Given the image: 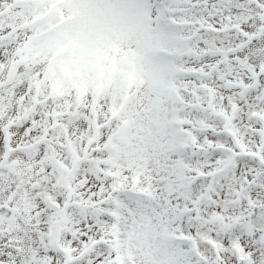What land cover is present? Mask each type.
<instances>
[{"label": "rangeland", "instance_id": "rangeland-1", "mask_svg": "<svg viewBox=\"0 0 264 264\" xmlns=\"http://www.w3.org/2000/svg\"><path fill=\"white\" fill-rule=\"evenodd\" d=\"M257 1L0 0V264H264Z\"/></svg>", "mask_w": 264, "mask_h": 264}]
</instances>
